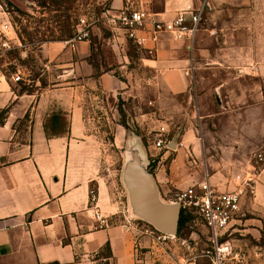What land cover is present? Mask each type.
<instances>
[{
  "label": "crops",
  "instance_id": "obj_1",
  "mask_svg": "<svg viewBox=\"0 0 264 264\" xmlns=\"http://www.w3.org/2000/svg\"><path fill=\"white\" fill-rule=\"evenodd\" d=\"M105 2L112 10L126 6L165 22L180 12L195 10L201 4L206 16L212 18L209 22L225 11L221 5L223 0ZM224 27L221 32L226 29ZM9 32L5 38L7 42L11 41ZM223 37L219 49L210 47L209 42L199 44L197 36L191 49L188 41L177 42L168 36L161 37L154 47L143 48L149 55L143 63L151 72L148 81L151 91L159 98L183 96L193 109L187 117L185 135L179 142H171L170 150L145 147L137 140L128 139V143L125 129L115 125L112 146L122 149L126 142L128 146L121 175L131 210L125 184L129 167L150 176L157 195L164 197H169L172 190L183 191L204 179L223 191L232 174L252 170L255 154L245 155L248 151L245 143L217 142L211 146L217 152V163L214 172L210 173L209 164L214 162L210 145H205L202 138L196 139L192 129L193 116L198 117L200 130L201 121L210 122L209 130L217 129L216 118L227 113L222 102L224 95L231 93V90L225 92L227 84L248 78L228 75L235 60L224 58L222 54L235 50V44L230 33ZM151 47L153 51L149 52L147 49ZM40 53L47 64L62 71L57 80L62 84L57 88L36 95L19 93L14 77L0 68V113L5 111L0 118V264H168L165 258L156 260L146 253L147 238L141 239L142 250L136 260L133 252L135 234L125 228L124 220L111 223L107 219L108 213L121 208L109 203L101 173L103 145L89 132L91 121L85 118L81 96L86 86L96 89L105 98H125L129 92L124 82L110 72L96 73L89 65V41L78 44L75 50L65 42H50L41 46ZM51 117L65 120L66 134L45 136L44 124ZM155 151H161L162 155L154 165ZM91 189L97 195V210L89 204ZM95 212L107 220V226L99 225L94 218ZM131 219L139 220L137 217ZM263 219L264 167L257 173L254 196L242 201L232 227L241 225L242 232L256 237ZM105 247L109 252L104 250ZM254 257L244 254L242 264H264L248 261Z\"/></svg>",
  "mask_w": 264,
  "mask_h": 264
},
{
  "label": "rangeland",
  "instance_id": "obj_2",
  "mask_svg": "<svg viewBox=\"0 0 264 264\" xmlns=\"http://www.w3.org/2000/svg\"><path fill=\"white\" fill-rule=\"evenodd\" d=\"M223 1L221 5L225 11L213 21L209 22L211 17L206 16L205 11L196 40L201 45L209 42L210 47L219 49L224 41L223 34L230 33L235 50L224 51L222 57L233 58L235 65L227 73L248 78H239L227 84L225 92L231 90V93L224 95L222 100L227 113L216 118L217 129L212 127L209 130L210 122L201 121L200 130L198 117L191 114L196 139L202 138L205 145L209 144L214 155V162L208 168L210 173L214 172L217 163V152L211 146L217 142H242L246 144L247 157L249 152L264 156V0ZM105 5V0H0V24L6 22L11 26V41L5 47L0 44V68L7 75L20 78L16 82L19 93L36 95L57 88L62 84L57 82L62 71L47 64L40 53L41 46L50 42H66L80 29L77 26L82 19L90 25L89 65L96 73H112L124 82L129 92L128 97L109 99L96 89L85 86L81 96L85 118L91 121L89 132L95 134L103 145L101 173L109 203L121 208L108 213L107 219L111 223H119L128 216L136 218L128 208L121 175L128 139L140 141L145 147H154L157 135L163 129L168 142H179L187 131V117L193 108L183 96L159 98L151 91L148 83L151 72L143 63L149 55L104 24L101 14ZM223 26L226 29L221 32ZM196 57L200 58L199 55ZM214 73L223 75L221 72ZM117 124L125 129L127 135L122 149L112 146ZM154 154L155 165L162 152L155 151ZM263 167L256 165V172L259 173ZM177 192L172 190L170 198L158 195L159 200L169 205ZM242 229L241 225H234L228 240L246 256H255V259L249 258V262L264 263V219L256 237L247 235ZM177 238L187 241L190 247L199 251L208 243V232L199 219L190 218L184 222ZM180 255H183L181 250Z\"/></svg>",
  "mask_w": 264,
  "mask_h": 264
},
{
  "label": "built area",
  "instance_id": "obj_3",
  "mask_svg": "<svg viewBox=\"0 0 264 264\" xmlns=\"http://www.w3.org/2000/svg\"><path fill=\"white\" fill-rule=\"evenodd\" d=\"M205 7L203 4L195 10L180 12L171 21H158L145 13L124 7L120 10H112L105 5L101 19L110 30L120 34L122 38L137 48H146L147 45L154 47L161 37L168 36L174 41L190 43L189 49L204 22ZM80 28L76 34L65 43L71 49L90 39L89 28L85 20H80L77 26ZM11 26L4 22L0 24V44L6 46V33ZM148 48L149 52L153 49ZM14 82L20 78L15 76ZM157 135L154 147L157 150H168L169 144L165 139L162 129ZM252 170L234 173L227 182V188L223 191L212 186L207 179L195 183L183 191L174 194L170 205H176L184 220L197 218L201 221L208 232L207 245L197 251L190 247L187 241L176 236L163 234L149 224L141 220L124 219L125 228L135 234L133 252L136 260L142 250L141 239L149 240L146 253L165 258L168 264H242L243 251L228 240L232 223L235 221L241 209L242 201L255 193L257 180L256 165H264V156L255 154ZM89 204L93 210L96 207V192L89 190ZM95 220L100 226H107V220L95 212ZM180 250L183 255H180Z\"/></svg>",
  "mask_w": 264,
  "mask_h": 264
},
{
  "label": "water",
  "instance_id": "obj_4",
  "mask_svg": "<svg viewBox=\"0 0 264 264\" xmlns=\"http://www.w3.org/2000/svg\"><path fill=\"white\" fill-rule=\"evenodd\" d=\"M125 184L133 214L157 231L176 236L180 210L176 205H164L159 201L151 177L141 175L136 168L129 167L125 173Z\"/></svg>",
  "mask_w": 264,
  "mask_h": 264
},
{
  "label": "trees",
  "instance_id": "obj_5",
  "mask_svg": "<svg viewBox=\"0 0 264 264\" xmlns=\"http://www.w3.org/2000/svg\"><path fill=\"white\" fill-rule=\"evenodd\" d=\"M3 114H5V111L0 113V118ZM0 124H1V121H0ZM44 132H45V136L47 138L66 134V122H65V120L61 119V118L51 117L49 119V121H47L44 124ZM184 222H185V220H184L183 216L180 215L177 235L179 234V231L181 230L182 226L184 225ZM104 250L106 252H109L108 247H105Z\"/></svg>",
  "mask_w": 264,
  "mask_h": 264
}]
</instances>
